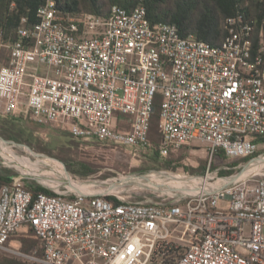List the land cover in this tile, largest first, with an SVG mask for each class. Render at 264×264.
I'll return each mask as SVG.
<instances>
[{"label": "built area", "instance_id": "1", "mask_svg": "<svg viewBox=\"0 0 264 264\" xmlns=\"http://www.w3.org/2000/svg\"><path fill=\"white\" fill-rule=\"evenodd\" d=\"M36 17L31 26L21 17L13 34L0 26L2 115L21 113L140 156L154 148L158 96L161 156L200 142L211 155L251 160L264 145L255 141L264 137V39L253 50L248 26L212 45L152 24L143 5H112L104 16L48 0ZM238 174L160 169L140 178L176 192L137 201L122 199L116 181L101 191L69 177L84 192L66 184L33 194L23 176L11 177L0 184V249L37 264H264V178L232 179ZM28 231L40 248L26 253L12 241Z\"/></svg>", "mask_w": 264, "mask_h": 264}, {"label": "rangeland", "instance_id": "2", "mask_svg": "<svg viewBox=\"0 0 264 264\" xmlns=\"http://www.w3.org/2000/svg\"><path fill=\"white\" fill-rule=\"evenodd\" d=\"M0 116L8 121H14L11 115H2L0 113ZM18 118L24 140H15L0 133V174L11 177L23 176V184L31 191L37 187L45 188L50 192L55 189H66L65 174L75 182L95 184V186L90 187L93 190H105V183L116 181L111 187L116 183L120 184L118 186V195L124 200H156L175 193L177 187L161 185L152 182V180L148 184H138L149 179L140 178L141 176L160 169L171 170L176 173H188L194 176H204L206 171H208V173L224 177L235 175L249 165L247 167L248 172L255 171L247 176L252 177V179L264 178L263 144H260L258 154L254 159L238 160L236 158H228L219 152L211 155L204 144L193 142L192 144L181 145L170 152L166 158L167 160H173L171 162L172 167L162 168L164 158L155 155L158 158L156 161L153 160V148L143 157L141 155H133L129 150L119 146L110 148L92 143L82 145L74 141L70 133L62 127L54 124L40 125L24 115ZM152 136L156 140L159 139L157 119L152 125ZM12 142L19 146H13ZM12 155L18 158L15 157L13 160ZM40 155L56 160L62 166L53 160L45 161L43 160L44 157ZM63 156L68 162L62 159ZM11 159L13 161H10ZM27 160L31 161L28 162L30 165L26 163ZM79 161L88 163L94 171L84 176L76 173L73 170L79 168ZM66 163L70 164L69 168ZM203 166H205L204 169L202 168ZM187 167L192 168V170L187 169ZM129 175L136 177L127 178ZM162 179L170 180L164 177ZM22 238L35 240L33 232L28 231L27 236H22L21 233L14 236L12 245H18L14 240H21ZM0 254L28 261L8 250L0 249Z\"/></svg>", "mask_w": 264, "mask_h": 264}, {"label": "trees", "instance_id": "3", "mask_svg": "<svg viewBox=\"0 0 264 264\" xmlns=\"http://www.w3.org/2000/svg\"><path fill=\"white\" fill-rule=\"evenodd\" d=\"M48 0H0V26L13 34L20 25L21 17H27L28 26L36 22L37 9ZM56 7L71 14H81L91 12L98 15H108L112 5H118L128 10L137 5H143L146 9L149 21L154 23H170L176 26L181 35L192 34L196 39L208 42L212 45L220 44L229 34L231 28L240 29L242 26H248L249 38L252 41V48L256 50L260 39H264V0H53ZM234 20L230 24L229 20ZM155 112L151 117L150 139L154 143L152 153L153 160L158 157L164 158L162 168H170L173 160H167L166 156H161L157 150L158 140L152 136V125L157 118L159 97L155 99ZM14 121H8L0 116V133L15 140H24L22 127L19 118L21 113H12ZM18 118V119H17ZM116 127L121 128L123 124L116 121ZM126 126V125H125ZM72 137V136H71ZM74 141L88 145L89 143L98 144L110 148L114 145L98 141L87 142L72 137ZM255 141L264 143V137L259 136ZM150 151V150H148ZM148 151L141 153L145 157ZM223 155L221 152H219ZM155 155H158L155 156ZM250 157L236 158L241 160ZM65 162H68L63 156ZM167 161H166V160ZM67 164V163H66ZM79 168L75 169L80 175H87L94 171L88 163L79 161ZM68 168L70 164H67ZM205 166L202 168L204 169ZM187 169H191L187 167ZM11 180V176L0 174V184ZM33 194L38 192L53 193L49 190L37 187L32 189ZM115 203L119 202L114 197H110ZM39 247V242L35 240L22 238L20 240V250L31 252L33 248ZM40 248V247H39ZM40 253V252H39ZM0 264H37L21 260L17 257L0 254Z\"/></svg>", "mask_w": 264, "mask_h": 264}, {"label": "bare ground", "instance_id": "4", "mask_svg": "<svg viewBox=\"0 0 264 264\" xmlns=\"http://www.w3.org/2000/svg\"><path fill=\"white\" fill-rule=\"evenodd\" d=\"M20 160V159H19ZM20 161H22V160H20ZM23 162V161H22ZM16 163V162H15ZM28 165H30L28 162H26ZM249 165H247L241 172H239V174L238 175H236V176H234L232 179H236V178H238V177H243V176H247L248 174H250V173H252V172H254L253 170L252 171H249L248 172V170H247V167H248ZM56 170V169H55ZM63 173V172H62ZM64 180H65V182H66V184L68 185V187H71L73 190H76V191H80V192H84L83 191V186H81V184H77V183H75V182H73V181H71L70 180V178H69V176H67V175H65L64 174ZM229 180L230 182L231 181H233V180ZM160 180H165V179H160ZM150 181H151V179L149 178L146 182H143V183H139L138 185H143V184H148V183H150ZM166 181V180H165ZM83 185V184H82ZM112 188V187H111ZM135 188V187H134ZM119 191V190H118Z\"/></svg>", "mask_w": 264, "mask_h": 264}]
</instances>
